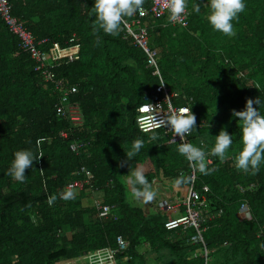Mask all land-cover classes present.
I'll use <instances>...</instances> for the list:
<instances>
[{"label":"trees","instance_id":"16d2710c","mask_svg":"<svg viewBox=\"0 0 264 264\" xmlns=\"http://www.w3.org/2000/svg\"><path fill=\"white\" fill-rule=\"evenodd\" d=\"M7 2L11 16L35 41L47 39L40 49L62 46L72 34L77 38L76 59L52 71L65 87L74 88L68 101L77 104L81 117L78 124L56 117L59 91L42 83L0 21V264L76 261L114 248L116 237L127 244L119 264H204L202 246L189 243L192 229L166 231L169 216L147 213L126 199L124 177L137 167L145 169L149 183L159 178L173 184L181 174H190L177 144L158 136L152 141L151 133L137 130L136 109L158 84L142 51L122 38V26L116 36L93 33V0ZM244 2L232 37L208 24L207 0H188L185 28L170 25L163 16L148 29L159 76L176 94L173 106L187 105L196 117L189 142H202L210 153L222 128L233 136L224 161L207 156L208 168L214 169L210 175L194 171L193 188L207 203L201 211L205 264H264V162L254 174L234 166L241 145L240 123L232 111L258 98L256 107L264 115V0ZM196 3L199 13L193 11ZM142 7H148V0ZM61 131L66 138L59 137ZM39 138H45L40 145L44 157L26 170L23 183L15 181L8 175L14 153H36ZM136 138L144 146L126 162ZM71 143L78 145L76 153L69 150ZM73 181L81 187L72 188L73 199L63 200L61 194ZM51 195L57 199L49 206ZM96 203L111 207L105 218L97 216ZM242 203L248 220L238 213Z\"/></svg>","mask_w":264,"mask_h":264},{"label":"clouds","instance_id":"9594fccd","mask_svg":"<svg viewBox=\"0 0 264 264\" xmlns=\"http://www.w3.org/2000/svg\"><path fill=\"white\" fill-rule=\"evenodd\" d=\"M144 0H94L93 12L95 22L93 24V33L98 34L103 31L106 35L116 36L121 30V26L126 24V18L132 17L142 9ZM165 7L169 13L167 20L170 23H184L185 15L188 9V0H166ZM201 5L196 3L193 11L200 12ZM205 7L208 8L206 16L208 24L214 31L232 37L234 31L233 21L238 20L239 15L245 11L244 0H207ZM146 8V7H145ZM160 86H163L161 84ZM168 113L161 117L157 108L161 106L153 105L147 101L141 104L137 111L139 128L145 134L151 133L149 139L155 141L158 139L155 134L158 129L167 128L174 137L180 138L178 144V153L185 157L189 166L194 171L201 174L210 175L214 169H209L207 156L218 157L224 161L226 154L233 143V136L228 134L223 128L215 136V144L210 153H206L202 147L195 146L187 142L186 137L190 136L193 130H196V117L189 107L174 108L169 98ZM260 103L256 98L248 99L245 102L244 110L232 111V117L238 118L240 123V150L234 159V166L244 173H255L264 162V115L257 109ZM255 105V107H254ZM45 138H39L36 141L37 152L32 150H18L14 153L8 169V175L15 181L23 183L26 170L31 168L35 161L44 157L40 145L44 143ZM175 142L174 139H172ZM144 146V140L136 138L131 145V149L126 153V162L137 155ZM43 174V170H41ZM125 183L130 189L131 197L136 201L143 203L152 202L157 193L145 176V169L137 167L125 175ZM192 182V176L181 174L173 182L174 186L187 185ZM75 197L74 190L69 187L61 194L63 200H70ZM57 197L51 195L47 198V203L52 206ZM156 201V200H155ZM153 208V206H152ZM153 210V209H152Z\"/></svg>","mask_w":264,"mask_h":264},{"label":"built area","instance_id":"2783aa9c","mask_svg":"<svg viewBox=\"0 0 264 264\" xmlns=\"http://www.w3.org/2000/svg\"><path fill=\"white\" fill-rule=\"evenodd\" d=\"M94 2V0H93ZM166 0H148V7H142L136 14L132 17L126 19V24L122 25L123 29V39H129L131 44L142 51L145 55V64L146 67L151 69V75L157 77L158 84L150 91L149 97L143 98V103L145 101L155 105L162 104L157 108L159 115L162 117L163 114L168 113V100L169 98L172 104V98L176 97V94L170 92L168 88L163 84L158 69V57L153 54L148 46V29H150L154 22L163 16L168 17L169 13L165 7ZM189 17V12L185 15L184 23H170V25L185 28L187 26ZM0 21L6 27L7 31L15 36L17 39V47L22 53H26L29 59L33 62V71L37 73L40 77V80L46 86H51L54 91H59V96L57 98V103L54 106L55 115L61 119L68 120L70 123L78 124L80 122V111L79 107L74 102L68 101V95L74 92V88L65 87L63 81L59 78H55L52 69L55 68L61 62L63 64L73 62L77 57V38L72 34L65 39L63 45L57 43H51L49 47L40 49V46H43L47 43V39L43 38L38 41H35L31 34L24 29L21 23H19L14 17L10 14V6L7 0H0ZM168 21V20H167ZM163 84V86H160ZM190 99L188 100V102ZM141 103V104H143ZM140 104V105H141ZM139 105V106H140ZM138 106V107H139ZM173 106V104H172ZM137 107V108H138ZM188 107L187 105L178 106ZM138 113L136 109L135 124L137 130L142 132L139 128ZM157 136L159 138H164L166 144H179V137H172L173 134L171 131H168L167 128L158 129ZM59 137L62 139L66 138L67 134L65 131L59 132ZM175 142H173V140ZM189 136L186 137L187 142H189ZM203 146V143L199 141V145ZM78 145L76 143L69 144V150L73 153L77 152ZM209 150L205 152L208 153ZM207 160L210 164V159L207 157ZM188 162V161H187ZM189 165V163H188ZM190 167V166H189ZM83 171L82 169H80ZM189 176H192V182L184 186L183 194L181 196L173 197L170 199L159 198L153 204V211H159L169 215L168 219L163 223V228L166 231H171L175 229H180L185 231L186 229H192L193 234L189 238V243L199 244L202 246V255L204 257V264L206 262L207 252L204 249L203 240L201 234L204 232V227L202 223L205 221L202 217L201 211L206 208V201L204 195L197 193L193 188L194 181V170L190 167ZM85 175L87 173L84 172ZM82 185L81 182L73 181L68 184L65 188V191L71 187L80 188ZM202 192H206L205 187H201ZM97 210V216L99 218H105L108 213H110V208L108 206L100 205L99 203L95 204ZM238 213L242 216L244 220L249 219V212L246 204L242 203L238 208ZM220 214V210L216 215ZM211 219L212 217H207ZM127 244L120 238H115V247L114 248H102L91 253H86L78 260H70L68 262H59L57 264H76L78 261L79 264H119L120 254L126 250Z\"/></svg>","mask_w":264,"mask_h":264},{"label":"crops","instance_id":"0c3cea01","mask_svg":"<svg viewBox=\"0 0 264 264\" xmlns=\"http://www.w3.org/2000/svg\"><path fill=\"white\" fill-rule=\"evenodd\" d=\"M126 19H128V18H126ZM123 183L126 186V189L128 190V193H130V189H129L128 185L125 183V180H124ZM151 184H152L153 189L157 193L155 199L152 202L144 203L145 204V208L143 207V209H142V205L143 204L141 202H139L138 205H137V202H136V206L135 207L141 208L144 211H146V210L148 211L153 206L155 200H157L159 198H167V199H170V198H173V197L175 198L177 196H181L183 194V192H184L182 188L174 186V184H171L168 181L160 180L159 178L154 179V181ZM126 199H127V196H126ZM127 201H128V199H127Z\"/></svg>","mask_w":264,"mask_h":264},{"label":"rangeland","instance_id":"374dc122","mask_svg":"<svg viewBox=\"0 0 264 264\" xmlns=\"http://www.w3.org/2000/svg\"><path fill=\"white\" fill-rule=\"evenodd\" d=\"M193 144V143H192ZM195 145V144H194ZM196 146V145H195ZM126 196H127V199H128V202L131 204V206H133V207H135L136 206V202H137V205L139 204V202H141V201H136V200H134L132 197H131V194L130 193H128V192H126ZM143 205H142V209H143V207L145 208V204L143 203V202H141ZM147 211V210H146ZM151 211H153L152 210V207H151V209H149L148 211H147V213L148 212H151ZM165 215H167V214H165ZM167 216H169V215H167Z\"/></svg>","mask_w":264,"mask_h":264}]
</instances>
